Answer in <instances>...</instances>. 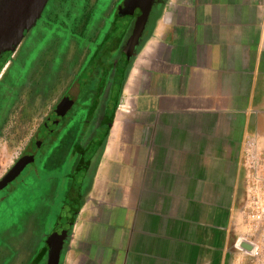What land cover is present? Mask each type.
I'll return each mask as SVG.
<instances>
[{
  "label": "crops",
  "instance_id": "0c3cea01",
  "mask_svg": "<svg viewBox=\"0 0 264 264\" xmlns=\"http://www.w3.org/2000/svg\"><path fill=\"white\" fill-rule=\"evenodd\" d=\"M91 162L60 264H264V0H164Z\"/></svg>",
  "mask_w": 264,
  "mask_h": 264
},
{
  "label": "flooded vegetation",
  "instance_id": "af4514ba",
  "mask_svg": "<svg viewBox=\"0 0 264 264\" xmlns=\"http://www.w3.org/2000/svg\"><path fill=\"white\" fill-rule=\"evenodd\" d=\"M52 1L0 54V155L10 161L0 177V200L15 189L29 194L18 219L0 225V264H15L27 253L17 244L36 242V234L43 236L49 224L53 230L61 207L87 194L91 161L111 125L132 60L164 2L151 0L127 53L141 13L139 0H106L99 6L104 26L96 29L93 22L75 37L65 36L62 21L51 17ZM54 196L60 204L48 219L46 200ZM49 234L23 264H34L38 257L35 264H42Z\"/></svg>",
  "mask_w": 264,
  "mask_h": 264
},
{
  "label": "water",
  "instance_id": "95a60500",
  "mask_svg": "<svg viewBox=\"0 0 264 264\" xmlns=\"http://www.w3.org/2000/svg\"><path fill=\"white\" fill-rule=\"evenodd\" d=\"M46 2L47 0H0V54L20 40L23 31L33 24ZM139 2L142 3L141 13L137 16L132 34L128 39L127 53L132 51L151 5V0H139ZM68 94L72 95V90ZM79 209L80 204L77 201L61 207L56 224L46 238L45 264H59L65 238L72 224L73 216ZM242 246L246 250L251 249L250 245Z\"/></svg>",
  "mask_w": 264,
  "mask_h": 264
},
{
  "label": "rangeland",
  "instance_id": "374dc122",
  "mask_svg": "<svg viewBox=\"0 0 264 264\" xmlns=\"http://www.w3.org/2000/svg\"><path fill=\"white\" fill-rule=\"evenodd\" d=\"M50 1L51 0H47L48 3L46 2V4H49ZM88 1L93 2L94 0H88ZM52 2L53 5L48 11H50L52 18L61 20L63 11L66 8V5L64 4L65 0H59L57 2L56 0H53ZM103 26L104 25L102 22H98L94 27L98 29V28H102ZM88 28L89 27L84 29H88ZM8 165H10V161L7 158H5L3 155H0V177L4 173L5 169L8 167ZM28 198H29L28 191L23 189L21 190L15 189L14 191L7 193L4 199L0 200V225L6 226L8 222L15 221L16 219H18L19 210L22 209L27 204ZM58 200L59 199L56 196L46 200V203L49 205L47 209L48 219L50 218L53 219V213L56 209ZM58 203L60 204V201ZM52 227L53 225L49 224L47 228H45L44 235L49 234ZM39 231L42 232V230ZM36 235H37L36 242L34 241L33 238H31V242L29 241V243H27L26 245L25 244L16 245L17 249L20 250L21 252H24V248L26 246L25 250H27V253L26 254L22 253L20 256H18L17 260L15 261V264H23L29 261L30 254H32L36 248L40 247L43 244V242H45L46 236L44 237V235L41 236L40 234L39 235L36 234ZM46 256L47 254H45L42 264H45Z\"/></svg>",
  "mask_w": 264,
  "mask_h": 264
},
{
  "label": "trees",
  "instance_id": "16d2710c",
  "mask_svg": "<svg viewBox=\"0 0 264 264\" xmlns=\"http://www.w3.org/2000/svg\"><path fill=\"white\" fill-rule=\"evenodd\" d=\"M105 1L106 0H94L93 2L88 0H65L64 4L66 8L61 17L64 35L75 37L72 35L74 31L76 32L77 30L91 27V25L94 26L95 24L93 22H101L103 20V12L99 6L100 4H104ZM55 19L56 18H54V20ZM44 251L45 247H43V252ZM39 259L40 257H38V259H33V262H39Z\"/></svg>",
  "mask_w": 264,
  "mask_h": 264
},
{
  "label": "built area",
  "instance_id": "2783aa9c",
  "mask_svg": "<svg viewBox=\"0 0 264 264\" xmlns=\"http://www.w3.org/2000/svg\"><path fill=\"white\" fill-rule=\"evenodd\" d=\"M254 253L257 254L258 253V250L254 249Z\"/></svg>",
  "mask_w": 264,
  "mask_h": 264
}]
</instances>
